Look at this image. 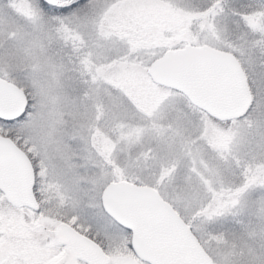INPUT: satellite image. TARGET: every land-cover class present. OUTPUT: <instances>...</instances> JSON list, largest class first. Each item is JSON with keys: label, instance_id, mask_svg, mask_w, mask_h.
<instances>
[{"label": "snow or ice", "instance_id": "1", "mask_svg": "<svg viewBox=\"0 0 264 264\" xmlns=\"http://www.w3.org/2000/svg\"><path fill=\"white\" fill-rule=\"evenodd\" d=\"M0 264H264V0H0Z\"/></svg>", "mask_w": 264, "mask_h": 264}]
</instances>
